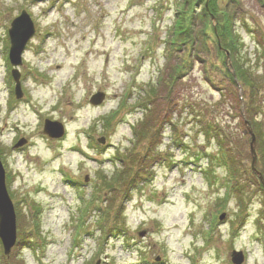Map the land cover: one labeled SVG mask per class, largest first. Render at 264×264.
Segmentation results:
<instances>
[{
    "label": "rangeland",
    "instance_id": "374dc122",
    "mask_svg": "<svg viewBox=\"0 0 264 264\" xmlns=\"http://www.w3.org/2000/svg\"><path fill=\"white\" fill-rule=\"evenodd\" d=\"M186 2L0 0V154L18 216L0 264H264V0H218L235 14L232 61ZM23 11L35 35L18 99L9 29ZM125 170L131 189H109Z\"/></svg>",
    "mask_w": 264,
    "mask_h": 264
},
{
    "label": "water",
    "instance_id": "95a60500",
    "mask_svg": "<svg viewBox=\"0 0 264 264\" xmlns=\"http://www.w3.org/2000/svg\"><path fill=\"white\" fill-rule=\"evenodd\" d=\"M208 4H206V8ZM213 20H215L213 18ZM12 47L10 50V60L14 66H19L22 64V55L26 48L27 43L35 34L34 24L26 12H23L20 17L15 19L12 23V28L9 31ZM14 77L17 83V94L20 96V81H19V73L17 71L14 72ZM99 96L104 98L103 94H99ZM95 97L92 100V103H96ZM101 102V101H100ZM45 133L50 137L59 138L63 136V128L58 123L47 122L45 126ZM249 133L252 136L251 143V152L253 156V164L252 169L256 175H259L256 171V162H257V154L255 150V135L249 129ZM24 141L18 143L17 147L24 145ZM261 180H263L261 178ZM225 218V215L222 216V219ZM0 237L6 243L7 248L9 249L15 242L16 238V226H15V214L13 209V203L8 195L7 187H6V177L5 170L0 161ZM234 264H241L244 260L243 254L236 253L234 255Z\"/></svg>",
    "mask_w": 264,
    "mask_h": 264
},
{
    "label": "trees",
    "instance_id": "16d2710c",
    "mask_svg": "<svg viewBox=\"0 0 264 264\" xmlns=\"http://www.w3.org/2000/svg\"><path fill=\"white\" fill-rule=\"evenodd\" d=\"M235 0H229V4L231 5V2L233 3ZM190 4V2H186V4ZM192 3H197V5H204V15L206 17H208L210 20H212V18L215 19V23L216 25L213 27L214 29V35H215V38H214V41H213V38L211 35H208L207 33V37L210 39L209 41H213L215 44H217V47H218V52L219 53H222V54H225V56H227V53H229V58L232 57L231 54L235 53L236 50H238V47H237V39H238V36L237 33L234 32V11L231 10V8H229L230 6L228 4H225L224 6L225 7H220L219 6V3H218V0H193ZM191 3V4H192ZM190 4V5H191ZM206 4L208 8H206ZM234 5V3H233ZM233 8H235L233 6ZM232 8V9H233ZM218 21V22H217ZM218 24V25H217ZM173 33L175 32L176 33V39L177 40L178 38L180 39H183L184 40V43L187 42L189 39L190 34H191V26H189V24L187 23L186 21V15L184 14L183 16H179L176 20H175V23L173 25ZM173 36V35H172ZM225 38H227L228 42H226ZM177 43V42H176ZM241 47L243 46V42L240 44ZM234 57H232L231 61L233 60ZM237 61H235L233 63V66L235 67L236 69V72H238V75H236V78L240 80V84L242 86L243 85V82L241 81V79H244L243 81H245V79L247 78L248 74L246 71H240V68L237 67L235 65ZM187 66L185 65H182V67L180 68V70H177L176 71V76H181L182 74V71L185 69L186 70ZM224 75L229 77L230 80L232 82L235 83L234 79V75L226 70L224 71ZM175 77V76H174ZM241 78V79H240ZM253 90L255 88H252ZM253 96V94H252ZM109 124V122H107ZM206 128H208V126H205ZM146 159L149 160V158H147V154L145 157L142 158V163H145L146 162ZM218 159L219 161H221L220 163L222 164L221 166H226L227 164L226 161H225V158H220V156H218ZM128 170H125L122 172V174L120 176H117V177H114L112 178L113 179V183L115 185H112L110 187H108L109 189H117V187L119 189H129V187L133 186L135 184L133 178L129 179L130 174H128ZM128 174V175H127ZM111 231H115V228H113V230Z\"/></svg>",
    "mask_w": 264,
    "mask_h": 264
}]
</instances>
